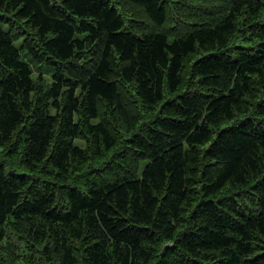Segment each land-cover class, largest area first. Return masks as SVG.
<instances>
[{
  "label": "trees",
  "instance_id": "16d2710c",
  "mask_svg": "<svg viewBox=\"0 0 264 264\" xmlns=\"http://www.w3.org/2000/svg\"><path fill=\"white\" fill-rule=\"evenodd\" d=\"M263 246L264 0H0V264Z\"/></svg>",
  "mask_w": 264,
  "mask_h": 264
},
{
  "label": "rangeland",
  "instance_id": "374dc122",
  "mask_svg": "<svg viewBox=\"0 0 264 264\" xmlns=\"http://www.w3.org/2000/svg\"><path fill=\"white\" fill-rule=\"evenodd\" d=\"M172 22H174V20ZM34 72H35V75H37L40 72L45 74L46 73V68L35 66L34 67Z\"/></svg>",
  "mask_w": 264,
  "mask_h": 264
},
{
  "label": "bare ground",
  "instance_id": "6f19581e",
  "mask_svg": "<svg viewBox=\"0 0 264 264\" xmlns=\"http://www.w3.org/2000/svg\"><path fill=\"white\" fill-rule=\"evenodd\" d=\"M212 125H214V124H212ZM216 126V125H215ZM215 128V127H214ZM77 137V136H76ZM71 145V144H70ZM230 211V210H229ZM232 211V210H231ZM233 214V213H232ZM256 215V214H255ZM241 216V215H240ZM153 217H154V215H153ZM235 217H236V215H235ZM250 217V216H249ZM254 217V216H253ZM260 217V216H259ZM257 218V217H256ZM254 221V220H253ZM250 223V222H249ZM258 223V222H257ZM250 226V225H249ZM249 229V228H248ZM252 229V228H251ZM263 229V228H262ZM254 230V229H253ZM252 231V230H251ZM248 232V231H247ZM253 233V232H252ZM254 234V233H253ZM151 235V234H150ZM251 235V234H250ZM257 236V235H256ZM255 236V237H256ZM248 237V236H247ZM253 238H254V236H252ZM259 237V236H258ZM244 238V237H243ZM246 240V239H245ZM261 240V239H260ZM259 241V240H258ZM244 242V241H243ZM260 242V241H259ZM251 243V242H250ZM261 243V242H260ZM263 244V243H262ZM249 245V244H248ZM247 245V246H248ZM250 246V245H249ZM251 247V246H250ZM256 247V246H255ZM264 247V246H263ZM252 248V247H251ZM252 249H254V248H252ZM256 249V248H255ZM259 249V248H258ZM259 250H261V249H259ZM258 251V250H257ZM168 261V260H167ZM173 261V260H172ZM171 261V262H172ZM169 263V262H168ZM171 264V263H170Z\"/></svg>",
  "mask_w": 264,
  "mask_h": 264
}]
</instances>
